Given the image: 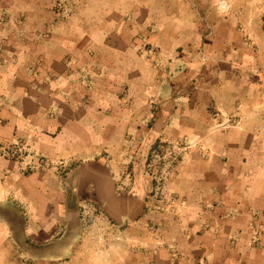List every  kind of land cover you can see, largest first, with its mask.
I'll return each mask as SVG.
<instances>
[{
	"label": "crops",
	"instance_id": "crops-1",
	"mask_svg": "<svg viewBox=\"0 0 264 264\" xmlns=\"http://www.w3.org/2000/svg\"><path fill=\"white\" fill-rule=\"evenodd\" d=\"M50 2L0 0V264H264V0Z\"/></svg>",
	"mask_w": 264,
	"mask_h": 264
},
{
	"label": "rangeland",
	"instance_id": "rangeland-1",
	"mask_svg": "<svg viewBox=\"0 0 264 264\" xmlns=\"http://www.w3.org/2000/svg\"><path fill=\"white\" fill-rule=\"evenodd\" d=\"M79 1V0H77ZM82 1V0H80ZM74 7H75V0H51L50 5L48 7V17L50 18H56L57 21H68L69 19H71V17H73V13H74ZM157 47H159L158 45H153L152 43H147L146 46V52L147 55L150 57L148 58L150 61L152 59V57H155V52L157 49ZM152 56V57H151ZM161 64V63H160ZM159 149V148H158ZM157 149V150H158ZM157 150L155 149V151L157 152ZM132 156V154H131ZM166 161V160H165ZM164 160H159L158 158L155 157V152L150 153L146 164H145V172L147 173V175L151 178L152 184H153V193L151 194V196H153L155 199V204L158 208V210L162 211V212H168L169 210L174 209L173 206V196L171 195V193L168 191V182H166L164 185L163 184H159V182L154 180V176L153 174L150 172V166H152L153 170L156 171L157 173H159L160 176L163 172L168 173L167 169L169 168L167 164L163 163ZM132 164V159L130 158V153H129V162H128V173H130L131 169H130V165ZM63 167V166H62ZM66 167H63L61 170H65ZM59 169V172H60ZM66 171V170H65ZM62 171V172H65ZM159 176V177H160ZM160 185V186H159ZM157 187H161V190L159 192H156ZM150 196V197H151ZM170 197H172L171 201H170ZM93 210V208H91L89 210ZM87 210V209H86ZM99 214H97V211H92L91 213L88 214V216H86V218L83 216L82 219L86 220L85 225L90 228L89 230V239H93V241H95L96 239L97 242L101 241L104 238V235L101 236L100 234L96 235L95 233H97L95 231V229L100 230V232H103L101 230L105 229V225H103V219L101 218V216H98ZM99 233V232H98ZM97 237V238H96Z\"/></svg>",
	"mask_w": 264,
	"mask_h": 264
},
{
	"label": "built area",
	"instance_id": "built-area-1",
	"mask_svg": "<svg viewBox=\"0 0 264 264\" xmlns=\"http://www.w3.org/2000/svg\"><path fill=\"white\" fill-rule=\"evenodd\" d=\"M217 116V115H216ZM216 119V118H215ZM237 122L235 120H233L232 118L229 119H225L222 120L218 123H216L213 126V130H227L231 127L237 126ZM192 144L184 142V143H177V144H170V143H162L159 146V149L155 152V157L158 158L159 160H164V164L168 165V169L167 172H164L161 174L163 176H160L159 173H157L156 171H154L152 168V166H150V172L153 174L154 176V180L159 182V184H165L166 182L169 181V179H171L172 176V171L174 170L175 165H177L182 157L183 154L185 153V151L191 147ZM166 160V161H165ZM160 176V177H159ZM160 186V185H159ZM161 190V187H157L156 192H159ZM172 197H170V201H171ZM87 208L83 209V214L86 218V216H88L89 212H87L86 210Z\"/></svg>",
	"mask_w": 264,
	"mask_h": 264
}]
</instances>
